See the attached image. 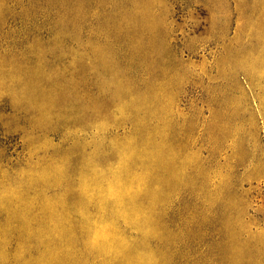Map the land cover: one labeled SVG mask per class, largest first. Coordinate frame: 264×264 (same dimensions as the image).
Wrapping results in <instances>:
<instances>
[{
	"label": "rangeland",
	"instance_id": "374dc122",
	"mask_svg": "<svg viewBox=\"0 0 264 264\" xmlns=\"http://www.w3.org/2000/svg\"><path fill=\"white\" fill-rule=\"evenodd\" d=\"M0 264H264V0H0Z\"/></svg>",
	"mask_w": 264,
	"mask_h": 264
}]
</instances>
